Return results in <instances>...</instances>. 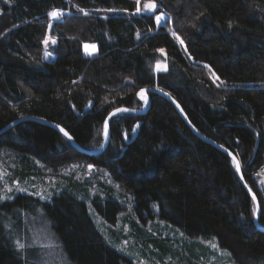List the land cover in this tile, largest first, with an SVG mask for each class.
Segmentation results:
<instances>
[{
  "label": "trees",
  "instance_id": "1",
  "mask_svg": "<svg viewBox=\"0 0 264 264\" xmlns=\"http://www.w3.org/2000/svg\"><path fill=\"white\" fill-rule=\"evenodd\" d=\"M151 1L156 9L141 15L135 0H0V168L9 184L49 187L50 199L20 193L0 202V264H39L25 227H16L37 208L59 254L48 264H131L122 252L201 264L209 239L233 264H264V0ZM54 10L61 20H51ZM160 13L167 15L156 26ZM47 34L55 44L43 43ZM84 45H95L92 56ZM158 61L165 70L155 69ZM151 87L174 98L197 134L153 92L144 113L111 117L108 144L96 154L46 124H12L50 121L95 151L109 113L141 110L139 91ZM198 135L237 157L260 203L257 225L231 158ZM121 195L131 207L123 219L128 248L122 227L119 235L111 229L124 210ZM148 222L166 232L147 231Z\"/></svg>",
  "mask_w": 264,
  "mask_h": 264
},
{
  "label": "rangeland",
  "instance_id": "2",
  "mask_svg": "<svg viewBox=\"0 0 264 264\" xmlns=\"http://www.w3.org/2000/svg\"><path fill=\"white\" fill-rule=\"evenodd\" d=\"M135 1L137 2V0H135ZM150 2L154 3L151 0H139V7H140L141 11L138 12V14H141V15L142 14H151L153 11L148 12L144 9V5L147 3H150ZM62 14H63V12H62ZM50 18L52 21H54L53 20L54 17L50 16ZM154 23L156 26H159L156 23V19H154ZM46 38H48V40H49L48 44H53L51 42L52 38L48 34H47ZM84 49H85L87 55L92 56L94 49L91 46H89L86 49L85 45H84ZM46 53H49V52L46 51L45 55H46ZM50 57H51V55H49L47 58H50ZM165 67L166 66H165L164 61H158L156 63L155 69L157 71H161V70H165ZM70 169H71L70 167L69 168L67 167L64 170L68 171ZM86 169H87L86 173L89 174V171L92 169V167L89 166ZM45 171L48 173L45 179H46V181H50L53 178V176L49 170H45ZM7 178H9V174H7L6 169L0 168V202H4L6 199L11 200L17 194H20V193H30L36 197H38L41 194L42 195L44 194L47 197L46 200L50 201L49 195L47 192V190H49L48 189L49 187H47L45 189V188H43V186H41L42 184L40 186L35 185V184H33V182H30V179L26 180L27 185H22L21 183L17 182L16 180H11L12 183L9 184V180H7ZM23 183L25 184V182H23ZM258 183H259L258 184L259 188L262 190L263 198H264V174L260 176ZM106 184H111V183L109 180H107ZM45 187H46V184H45ZM116 189H117V191L119 190L118 187H116ZM99 190L97 188H92L91 189L92 195H94L95 193L99 194ZM49 194H50V192H49ZM119 200H121L125 204L124 210H122V212H120L118 214V219L116 220L115 224L113 226H111V229H112V231L116 232V234H118L117 233L118 229H120L122 227L121 228L122 229V235H128V237L126 240L123 238V236L118 234L120 244L122 247L128 248V245L130 243L131 244L133 243V238L129 236V229L130 228L127 225L128 223L124 222L123 219L125 217L127 218V215L130 213L131 207L129 206L128 199L125 196L121 195V198H119ZM29 216L30 217L27 216V218H25L26 217L25 216L21 222L16 223V227L20 228L22 224H23V227H25V229L22 230V233L24 234L23 240L27 241L28 247H32L34 249L33 251H35V252L33 253V256L35 258L34 257L33 258L39 260L38 261L39 264H48L47 262L51 259V257L53 260L58 262L59 254H58L57 250L55 249L54 245H56V244L54 242L52 232L48 229L49 225H48V222L45 218V215L42 214L41 211L37 208L35 213L33 215L29 213ZM131 218L132 217L130 215V218H128V219H131ZM142 227L144 229H146L147 231H151L153 233L155 232L156 234H157V231L155 230V228L159 229L163 233L166 232V227H163V224H159V223L156 224V222L154 224L148 222V223L142 225ZM175 230L178 231L177 229H175ZM178 232L181 233L180 231H178ZM170 234L174 236L173 232H170ZM177 236L180 237L179 235H177ZM183 237L186 240H192V239L185 237L184 235H183ZM195 240H201V239H195ZM203 245L207 248H206V255L204 257L202 255L198 254V256H200V258H198V259H201L200 260L201 264H233V263H231V261L229 259L230 258L229 254L226 251L221 250L218 247V245L214 239L204 240ZM122 253L124 254V256L127 259H129L131 264H157V262L149 261L145 257H142L140 255V253L139 254L135 253V256L130 255L128 252H122ZM56 258H57V260H56ZM194 259H196V258H194Z\"/></svg>",
  "mask_w": 264,
  "mask_h": 264
},
{
  "label": "water",
  "instance_id": "3",
  "mask_svg": "<svg viewBox=\"0 0 264 264\" xmlns=\"http://www.w3.org/2000/svg\"><path fill=\"white\" fill-rule=\"evenodd\" d=\"M141 90H144L143 91V95L146 97V99H145V101H146L145 106L141 110H129V109H126V111L117 112L116 111L117 109H115V110L111 111L109 113V115L107 116V118L105 120V123H104V132H103V142H102V145H101V147L98 150H95V151H88V150H84V149L80 148L76 144V142L73 140V138L69 139L67 136L64 135L63 132L60 131V128H62L61 126L60 127H57V124L56 123H53V122H50V121H45V120H41V119H38V118H32V117H24L22 119H19V120L14 121L12 124H15V123H17V122H19L21 120H34V121H37V122L46 124V125L54 128L58 132H60L63 136H65L69 140V142L73 145V147L76 150H78V151H80V152H82L84 154H88V155H90V154H96V153H100L101 151H103L106 148L107 144H108V141H109V120L111 119V117H113L114 115H116L118 113H126V112H130V113H144L145 110L148 108V105H149L148 92H153V93L160 94L163 97L167 98L169 101H171L173 103V105H175V107L179 110L181 116L183 117V119L187 123V125L194 131V129L192 128L191 124L189 123L187 117L185 116V114L183 113V111L181 110V108L179 107L178 103L166 91H164L162 89H159L157 87L142 88ZM141 90L139 91V93H141ZM164 93H167V95H165ZM118 109H125V108H118ZM199 137L201 139L207 141L208 143H210L211 145H213L215 148H217L218 150H220L221 152L225 153L226 155H228L231 158V160H232V162L234 164L235 170L237 172L239 181L241 182L242 186L244 187V189L246 190V192L249 194V196L251 197V199L253 200V203L255 205V218H254V223L257 225V220H258V217H259V214H260V211H261L260 203L258 202L256 196L253 194V192L249 189V187L245 183L244 178H243V175H242V172H241V169L239 171H237L236 165H237V163H239L237 157L231 151H229L228 149L224 148L223 146H221V145H219V144H217V143H215V142H213V141H211V140H209L207 138H204L202 136H199ZM239 167H240V165H239Z\"/></svg>",
  "mask_w": 264,
  "mask_h": 264
},
{
  "label": "snow or ice",
  "instance_id": "4",
  "mask_svg": "<svg viewBox=\"0 0 264 264\" xmlns=\"http://www.w3.org/2000/svg\"><path fill=\"white\" fill-rule=\"evenodd\" d=\"M8 2H9V0H5V3H8ZM156 7H157L156 4H155V3H152V2L147 3V4L144 5V9H145L146 11H148V12H152V11H154V10L156 9ZM78 11L83 12L85 15H88V13H87L83 8H78ZM109 11H111V10H109ZM136 11H137V12H140V11H141V9H140V7H139V0H137V8H136ZM49 15L52 16V17H59L60 15H62V13H60V12H58V11H52V12L49 13ZM166 15H167L166 13H160L159 15H157V16L155 17L157 25H160V24H161V22L165 19ZM138 35H139V34H138ZM173 36H175V38H176L177 40H179L180 43L183 45L184 41H183L182 39H180V37L177 36L175 32H173ZM48 42H49L48 38H46V39L43 41V43H44L45 45H47ZM51 42H52L53 44H55V43H56V40H55V39H52ZM88 47H89L88 45H85V48H86V49H87ZM91 47H92L93 49H95V45H92ZM160 51H162V50H160ZM49 55H50V53H46V55H45V59H46ZM206 67H207V66H206ZM217 79H218V77H217ZM143 91H144V90H141L140 96H141L142 99H146V97L143 95ZM164 94L167 95V93H164ZM116 111H117V112H121V111H126V109H117ZM57 127H60V126L57 125ZM60 131L63 132L64 135L67 136L69 139L72 138V137L69 135V133H68L67 131H65L63 128H60ZM234 159H235V158H234ZM236 167H237V171H239V170H240L239 163H237ZM254 214H255V213H254ZM17 247H18L19 249H23L25 246H24V244H22V243H20L19 241H17Z\"/></svg>",
  "mask_w": 264,
  "mask_h": 264
},
{
  "label": "built area",
  "instance_id": "5",
  "mask_svg": "<svg viewBox=\"0 0 264 264\" xmlns=\"http://www.w3.org/2000/svg\"><path fill=\"white\" fill-rule=\"evenodd\" d=\"M56 11H58V12L62 13V11H61V10H56ZM62 18H63V14H62V15H60L59 17H54V18H53V20H54V21H59V20H61Z\"/></svg>",
  "mask_w": 264,
  "mask_h": 264
},
{
  "label": "crops",
  "instance_id": "6",
  "mask_svg": "<svg viewBox=\"0 0 264 264\" xmlns=\"http://www.w3.org/2000/svg\"><path fill=\"white\" fill-rule=\"evenodd\" d=\"M50 55H51V54H50ZM51 58H52V55H51V57H50V58H46V59H48V60H49V59H51Z\"/></svg>",
  "mask_w": 264,
  "mask_h": 264
},
{
  "label": "bare ground",
  "instance_id": "7",
  "mask_svg": "<svg viewBox=\"0 0 264 264\" xmlns=\"http://www.w3.org/2000/svg\"><path fill=\"white\" fill-rule=\"evenodd\" d=\"M245 181V180H244Z\"/></svg>",
  "mask_w": 264,
  "mask_h": 264
}]
</instances>
